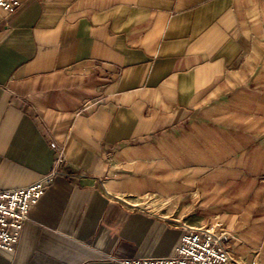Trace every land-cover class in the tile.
Listing matches in <instances>:
<instances>
[{"label":"crops","instance_id":"0c3cea01","mask_svg":"<svg viewBox=\"0 0 264 264\" xmlns=\"http://www.w3.org/2000/svg\"><path fill=\"white\" fill-rule=\"evenodd\" d=\"M0 8V190L65 160L0 264L167 258L220 223L264 264V0Z\"/></svg>","mask_w":264,"mask_h":264},{"label":"built area","instance_id":"2783aa9c","mask_svg":"<svg viewBox=\"0 0 264 264\" xmlns=\"http://www.w3.org/2000/svg\"><path fill=\"white\" fill-rule=\"evenodd\" d=\"M18 6L16 0H0V8L12 13ZM56 152L51 170L36 181L13 189L0 190V249L13 251L31 207L43 195L56 169L65 160L63 151L55 143ZM233 238L220 223L210 226H185L173 254L167 258L124 259L122 264H239L233 261L226 242ZM250 264H256L251 262Z\"/></svg>","mask_w":264,"mask_h":264},{"label":"rangeland","instance_id":"374dc122","mask_svg":"<svg viewBox=\"0 0 264 264\" xmlns=\"http://www.w3.org/2000/svg\"><path fill=\"white\" fill-rule=\"evenodd\" d=\"M263 262H264V259H263Z\"/></svg>","mask_w":264,"mask_h":264}]
</instances>
